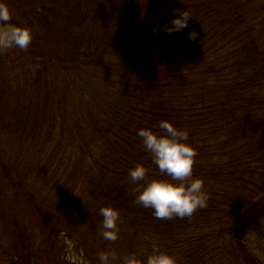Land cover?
Wrapping results in <instances>:
<instances>
[{
  "label": "trees",
  "instance_id": "1",
  "mask_svg": "<svg viewBox=\"0 0 264 264\" xmlns=\"http://www.w3.org/2000/svg\"><path fill=\"white\" fill-rule=\"evenodd\" d=\"M6 2L33 39L0 51V264H36V238L70 240L84 264L154 244L178 264H264V0ZM177 10L192 17L169 34ZM161 120L197 150L208 200L191 216L135 202L130 168L167 178L137 135ZM103 205L120 211L116 241ZM9 231L31 245L16 253Z\"/></svg>",
  "mask_w": 264,
  "mask_h": 264
},
{
  "label": "clouds",
  "instance_id": "2",
  "mask_svg": "<svg viewBox=\"0 0 264 264\" xmlns=\"http://www.w3.org/2000/svg\"><path fill=\"white\" fill-rule=\"evenodd\" d=\"M174 12L171 21L161 26L169 34L183 31L192 17L187 10ZM12 13L6 0H0V51L16 47L27 50L32 39V30L27 26L11 23ZM157 29H154L156 31ZM197 33L192 31L188 38L195 40ZM159 131L151 127L137 130L144 148L150 153L152 162L167 178H148V171L143 164H136L128 170V175L135 187V202L145 208H151L156 218L173 216H191L197 208L207 205L208 193L204 180L194 177L193 166L197 156L196 148L189 143V130L177 128L168 120H161ZM142 182V183H141ZM102 217L101 236L108 241L119 238V209L112 205H103L99 209ZM100 264H178L177 258L158 245L152 246L151 252L141 260L135 252L119 255L115 250L100 251Z\"/></svg>",
  "mask_w": 264,
  "mask_h": 264
},
{
  "label": "rangeland",
  "instance_id": "3",
  "mask_svg": "<svg viewBox=\"0 0 264 264\" xmlns=\"http://www.w3.org/2000/svg\"><path fill=\"white\" fill-rule=\"evenodd\" d=\"M262 223L263 221L261 220L255 221L252 224L251 228L254 229L257 228L258 226L262 227L263 226ZM30 226L35 228L34 221L33 222L31 221ZM8 237L12 239L9 242L11 248L14 249L18 254H21L22 250L25 248L27 244L31 245L29 242H27V238L22 239V237H17L11 231H9ZM39 240H40L39 238L38 239L36 238V240L34 241V244L36 246L33 245V247L36 248L37 250L36 257L38 258V261H36V264H84L85 263L84 258L78 252V250L75 248L74 244L70 240L61 238L58 244L52 242V240L50 241L49 240L39 241ZM260 241H263L264 244V236H261ZM40 249H42L41 250L42 252H48L46 256L43 257L42 261L39 258ZM52 252H54L53 256L51 255Z\"/></svg>",
  "mask_w": 264,
  "mask_h": 264
}]
</instances>
